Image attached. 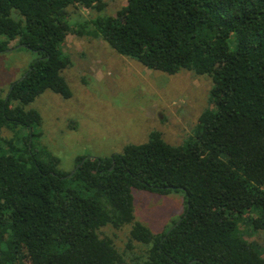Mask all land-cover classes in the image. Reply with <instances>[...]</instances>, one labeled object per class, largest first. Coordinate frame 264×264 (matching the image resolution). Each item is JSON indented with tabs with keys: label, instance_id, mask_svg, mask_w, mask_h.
I'll return each mask as SVG.
<instances>
[{
	"label": "trees",
	"instance_id": "16d2710c",
	"mask_svg": "<svg viewBox=\"0 0 264 264\" xmlns=\"http://www.w3.org/2000/svg\"><path fill=\"white\" fill-rule=\"evenodd\" d=\"M75 4L104 6L0 0V52L18 39L38 55L0 91V264H264L258 244L238 233L253 210V229L264 230V0H127L96 18L93 34L148 68L210 75L214 107L183 145L153 131L122 153L80 156L64 171L39 146L43 118L30 105L47 90L73 95L62 43L90 33L70 22ZM134 188L183 191L186 210L155 233L135 218ZM108 224H131V239L149 245L146 258L127 262L100 234Z\"/></svg>",
	"mask_w": 264,
	"mask_h": 264
},
{
	"label": "rangeland",
	"instance_id": "374dc122",
	"mask_svg": "<svg viewBox=\"0 0 264 264\" xmlns=\"http://www.w3.org/2000/svg\"><path fill=\"white\" fill-rule=\"evenodd\" d=\"M102 9L78 4L68 8L73 25H86L83 35L69 33L62 43L71 65L63 70L73 95L64 98L47 90L31 103L43 123L39 146L59 157V168L72 171L78 157H103L122 153L127 144H140L151 132H161L165 141L183 145L200 129V117L214 107L213 80L187 69L175 74L150 69L135 58L119 53L102 35H95L94 21L114 15L127 0H103ZM2 37H0V40ZM18 39L10 47L19 46ZM37 53L23 47L0 52V91L6 94ZM4 135H12L5 130ZM135 218L153 232L163 233L178 221L187 207L183 191L158 193L133 189ZM253 210L239 223L238 233L258 244L264 255V230H254ZM131 224L116 228L108 224L102 236L112 238L127 262L146 258L149 245L131 239Z\"/></svg>",
	"mask_w": 264,
	"mask_h": 264
},
{
	"label": "water",
	"instance_id": "95a60500",
	"mask_svg": "<svg viewBox=\"0 0 264 264\" xmlns=\"http://www.w3.org/2000/svg\"><path fill=\"white\" fill-rule=\"evenodd\" d=\"M19 46H20V47H24L25 45H24V44H20ZM19 46H16V47H13V48H8L7 50L10 51V50H13V49H15V48H17V47H19Z\"/></svg>",
	"mask_w": 264,
	"mask_h": 264
}]
</instances>
